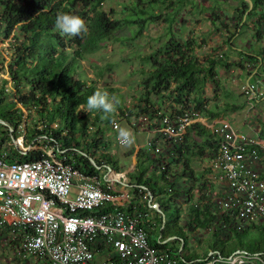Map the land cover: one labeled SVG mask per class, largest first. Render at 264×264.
<instances>
[{
  "label": "trees",
  "instance_id": "obj_1",
  "mask_svg": "<svg viewBox=\"0 0 264 264\" xmlns=\"http://www.w3.org/2000/svg\"><path fill=\"white\" fill-rule=\"evenodd\" d=\"M106 1L0 0V38L12 36L13 39L9 48L10 62L4 67V61L0 60V72L8 74L12 86L6 92L8 82L4 80L0 87V127L3 128L0 158L8 162L29 163L45 158L44 149H52L56 154L75 149V169L85 177L98 176L99 167L111 168L114 165L112 156L107 154L110 143L106 140V133L114 120L123 118L130 125L132 119L146 117L148 128L156 129L163 121L174 124L189 109L209 121L226 119L228 113L243 110L247 103L229 102L222 106L218 103V96H215L214 102L205 97L207 85L212 84L215 92L220 88L217 80L219 69L240 71L247 77L252 76V82L264 83V49L241 51L235 61H230L226 54L200 61L193 54L195 47L200 46L196 38L181 42L173 35L171 26L177 15L174 7L191 5L194 8L197 1L118 0L122 2L123 18H118L113 10L106 12L103 9ZM239 3L233 8V17L236 28L241 24L244 28L249 19L257 16L255 6L262 8L263 0L252 2L248 15H245L248 4L245 0H239ZM61 13L82 18L85 30L73 36L61 34L55 27L56 17ZM163 17L168 24L167 41L142 59L150 69L138 71L141 76L139 85L144 92L134 98L131 106L125 107L119 97L114 96L111 113L87 110L89 96L102 92L112 98V91L99 88L93 81L81 79L77 71L80 61L100 51L109 42L136 40L145 33L149 24L157 23ZM214 17L212 13L210 22L216 30H220ZM261 21L256 19L255 24L259 27ZM220 25L226 27L223 23ZM125 31L128 36L118 37ZM256 35L258 39L261 37L260 29ZM227 43L232 49L229 38ZM152 97L156 99L158 108ZM164 100L169 103L170 111L160 108ZM23 112L28 115L25 121ZM258 126L259 129L254 131L255 138H252L264 141V124ZM21 130L25 132L23 146L31 147L28 152H22L12 144ZM218 147L219 140L200 123H192L182 139L175 143L156 134L152 151L138 149L133 170L126 176L128 192L134 196L128 205L135 201L140 212H150L154 217L155 229L148 236L150 247L156 252H167L183 264H198L209 253L218 254L223 259L237 251L264 255V230L253 223L238 229L239 222L234 212L215 207L218 200L212 195L211 182L205 179V173H212L210 168L207 167L201 174L193 166L194 160L208 159L211 162ZM252 147L256 146H249ZM256 149L262 163L264 149ZM133 153L134 150L131 151ZM260 175L264 179V174ZM187 183H192L188 190L184 188ZM144 196L152 198L162 214L149 208L142 200ZM180 199L187 205L186 208L178 205ZM172 205L176 217L170 227L164 220L163 212ZM109 208L110 205L98 211L104 212ZM128 212L131 213V208ZM182 214L186 221L180 227ZM198 230L210 233L214 241L203 255H186L185 234L194 237ZM6 235H9L8 232L3 230L1 239ZM11 244L16 246L18 242L12 240Z\"/></svg>",
  "mask_w": 264,
  "mask_h": 264
},
{
  "label": "built area",
  "instance_id": "obj_2",
  "mask_svg": "<svg viewBox=\"0 0 264 264\" xmlns=\"http://www.w3.org/2000/svg\"><path fill=\"white\" fill-rule=\"evenodd\" d=\"M241 89L248 103L264 98L263 82ZM192 123H200L219 140L217 154L207 166L212 178L225 187L220 199H215V207L234 212L238 229L253 223L264 230V179L256 149L263 150L264 141L236 131L225 119L209 121L193 109L174 124L163 121L156 129L148 128L146 117L132 119L128 127L142 131L145 140L141 148L152 151L156 134L175 143ZM119 124L120 120L110 123L106 140L122 147L128 143L116 135ZM21 132L17 144L22 152H28L31 147L23 148L25 132ZM253 144L256 147L249 148ZM42 151L46 157L36 162L0 158V239L3 230L11 238L18 237V259L33 258L47 264H183L150 247L148 236L155 229V220L150 212H140L136 202L128 205L134 196L128 192L126 172L119 174L102 166L98 176L85 177L75 169V149L59 154L52 149ZM142 200L149 208L157 205L152 198L144 196ZM121 204L127 205L126 210ZM108 205L111 208L98 211ZM198 264H264V255L237 251L223 259L210 253Z\"/></svg>",
  "mask_w": 264,
  "mask_h": 264
},
{
  "label": "rangeland",
  "instance_id": "obj_3",
  "mask_svg": "<svg viewBox=\"0 0 264 264\" xmlns=\"http://www.w3.org/2000/svg\"><path fill=\"white\" fill-rule=\"evenodd\" d=\"M232 1L233 0H199L196 2V6L194 8L191 5H184L181 8L174 7L177 15L175 16L174 22L171 26V32L181 42H186L189 38H196L197 44H200V46L195 47L193 54L200 61H203L208 57L220 56L223 54L230 57L233 53L229 44H226V40L228 38L230 39V44L233 46H242L241 49L243 51L250 48L259 49L260 47H263L264 34H261L262 36L260 37L261 39L259 38L260 40L257 38L256 33L259 31V28L255 24L254 18H251L254 19V21L249 19L247 21V27L239 30L237 35L236 23L234 22V17L232 16V14H234V12L232 13L234 8L232 4L237 0H234L233 3ZM251 1L254 2L255 0ZM125 3L127 4V2ZM121 4L122 2L118 0H107L103 4V9L106 12L113 10L118 18H123L125 14L123 15L121 13ZM171 10L172 8L169 9V11ZM254 11L256 15L259 17L261 16L262 19V16H264L263 8L255 6ZM165 12L166 14L170 13L168 11ZM212 13L216 16L214 17L215 25L220 30L211 28V25L208 24V20H210ZM164 18L165 17L157 23L149 24L145 33L136 40L109 42L100 51L88 55L79 63L77 71L81 74V79L93 81L97 83L99 88H108L112 91V98H114V96H118L120 103L124 107L131 106L134 98H137L144 92L139 85L141 76L138 71L141 69H150L144 62H142V59L156 50L161 43L167 41L166 32L168 24L165 22ZM220 23H223L226 27H221ZM124 33L125 34L120 33L118 37L124 38L129 35L127 31ZM12 40V36L7 39H4L3 37L0 38V60L4 61V67H6L10 62L11 52L9 51V48H11L10 43ZM202 41L203 43L201 44ZM229 60L235 61L234 59ZM100 74L101 76H99ZM4 80L8 82L5 89L6 92H9L12 88L10 78L6 72H0V87L2 86V82ZM217 80L220 84V88L216 92L214 91L215 87L212 84H209L206 87L205 97L208 100L214 102L216 98L215 96H218V103L222 106L229 102L240 103L246 101L245 95L241 89L244 77L239 74V71L221 68L218 70ZM25 90L26 88L23 89V91ZM226 94H228L227 97L225 96ZM151 100L155 107L158 108L156 105V99L152 97ZM114 101L115 98L113 99V103ZM169 107V103L164 100L163 106L160 108H168V111H170ZM249 107L250 105L247 104L241 111L228 113L226 119L236 131L250 137L253 135L248 129V126L252 127V125H250L252 123L249 119L254 117V115L250 111ZM23 115L25 118L27 116V112H23ZM118 119L120 120V124L116 135L119 136V131L121 129H128L130 133H132L131 136L133 138L131 143L122 147L117 146L110 140V138H107V140H110V146L107 150V154H110L114 160V165L111 168L117 173L122 174L125 172L129 173L133 170V166L135 164V151L142 147L145 139L142 131L134 132L129 129L128 125L126 126V121L123 118ZM244 121H248L246 125L244 124ZM253 125L255 126V124ZM2 131L3 128L0 127V136L2 135ZM21 131L19 132V135L22 133ZM19 135L17 134V138ZM12 144L20 149L16 140H14ZM23 148L26 147L23 146ZM132 150H134L133 154H131ZM262 163V166L264 167V159H262ZM208 164V159L194 160L193 162L195 170L201 174L204 173ZM191 186L192 183H187L184 188L188 190ZM212 195L215 199L220 197L218 193H212ZM178 205L184 208L187 207V205L183 203L182 199H180ZM163 213L164 220L171 227L173 219L176 217L174 205L170 206V208L165 210ZM185 221L186 219L184 214H182L179 220V226L181 227ZM185 236L186 251L199 256L203 255L209 244L214 241L211 234L204 230H198L194 237H190L188 233L185 234ZM12 240H17L19 244L18 237L11 238L10 235H6L1 239L0 264H45L40 263L33 258L27 260L18 259L16 256L18 245L15 246L11 244Z\"/></svg>",
  "mask_w": 264,
  "mask_h": 264
},
{
  "label": "crops",
  "instance_id": "obj_4",
  "mask_svg": "<svg viewBox=\"0 0 264 264\" xmlns=\"http://www.w3.org/2000/svg\"><path fill=\"white\" fill-rule=\"evenodd\" d=\"M234 1V0H233ZM233 1H232V3H233ZM239 2V0H237L235 3H233L232 5H233V7L235 8V7H237L240 3H238ZM245 2L248 4V11L245 13V15H248V13H249V11L252 9V2L253 1H251V0H245ZM207 3V2H206ZM209 3V2H208ZM205 5H207V4H205ZM211 7V6H210ZM261 8V7H260ZM262 8H264V1H263V7ZM263 11H264V9H263ZM234 11L232 10V13H233ZM235 14H232V16H234ZM263 17L264 16H262V23H261V25L258 27L259 29H260V31H261V34H264V33H262V32H264V20H263ZM252 18H254L255 19V21H256V19H261V16L259 17V16H254V17H252ZM245 19H246V17H244L243 18V22H245ZM254 19H251V21H254ZM252 23V22H251ZM208 24L209 25H211V28H214V26L211 24V22H210V20H208ZM246 28V27H245ZM251 28V27H250ZM253 28V27H252ZM239 30H242V24L240 25V27H238L237 28V35H238V32H239ZM262 36V35H261ZM261 39V38H260ZM259 39V40H260ZM231 45V44H230ZM232 55L230 56V59H234V60H237L238 58H239V56H238V54L241 52V51H243L242 49H241V47L242 46H233L232 45ZM259 49H264V46L263 47H260ZM259 49H253V48H250V49H247V50H253V51H258ZM239 74L242 76V77H244V82H243V85L242 86H247V85H251V84H255V82H261V81H255V82H252V76H250V77H247L246 76V74L245 73H242V72H240L239 71ZM253 74H254V72H253ZM246 99V98H245ZM246 103L248 104V105H250V111L252 112V114L254 115V117H251L250 119H249V121L252 123V124H250V125H252V127H249L248 126V129L252 132V135L253 136H250V137H254L255 136V133H254V131H257L258 129H259V126L258 127H256V125L257 124H260V123H263L264 124V98H259V99H256V100H254V101H252V102H247V99H246ZM246 104V105H247ZM260 114V115H259ZM255 115H258V116H255ZM26 117H28V115L26 116ZM24 118V115H23V120L25 121L27 118ZM257 119V120H256ZM225 120H227V119H225ZM248 122V121H247ZM247 122L246 121H244V124L246 125L247 124ZM253 124H255V126L253 125ZM241 133V132H240ZM243 134V133H242ZM247 136V135H246ZM255 138V137H254ZM136 152V151H135ZM263 165V163H260V165H259V171H260V173L261 174H264V167L262 166ZM212 176H213V174L212 175H209V174H207V173H205V179L207 180H209L210 182H211V192L212 193H218L219 194V196L221 197L222 196V194H223V192H224V189H225V187H224V185L222 184V183H220V182H218L217 180H215V179H213L212 178ZM214 197V196H213ZM219 198V197H218ZM135 202V201H134ZM126 204H121V208L122 209H124V210H126ZM148 206V205H147ZM169 240V239H168ZM168 240H166V241H168ZM185 254L186 255H189L190 254V252L189 251H185ZM210 254V253H209ZM208 254V255H209Z\"/></svg>",
  "mask_w": 264,
  "mask_h": 264
},
{
  "label": "clouds",
  "instance_id": "obj_5",
  "mask_svg": "<svg viewBox=\"0 0 264 264\" xmlns=\"http://www.w3.org/2000/svg\"><path fill=\"white\" fill-rule=\"evenodd\" d=\"M55 27L61 34L73 36L85 30V23L77 15L61 13L56 17ZM113 99L109 98L107 93L95 92L87 98V110H102L105 113H111L114 108ZM119 137L125 143H131L133 139L128 129H121L119 131Z\"/></svg>",
  "mask_w": 264,
  "mask_h": 264
},
{
  "label": "water",
  "instance_id": "obj_6",
  "mask_svg": "<svg viewBox=\"0 0 264 264\" xmlns=\"http://www.w3.org/2000/svg\"><path fill=\"white\" fill-rule=\"evenodd\" d=\"M1 124H2V122H0ZM154 207V209L157 211V212H159V213H161V211L159 210V208H158V205H155V206H153ZM162 214V213H161Z\"/></svg>",
  "mask_w": 264,
  "mask_h": 264
}]
</instances>
